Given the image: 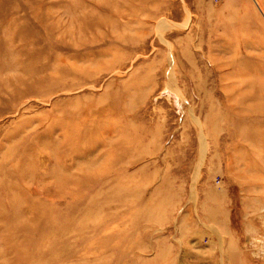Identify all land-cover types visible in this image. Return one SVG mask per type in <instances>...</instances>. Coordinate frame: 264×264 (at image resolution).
Instances as JSON below:
<instances>
[{
  "label": "rangeland",
  "instance_id": "1",
  "mask_svg": "<svg viewBox=\"0 0 264 264\" xmlns=\"http://www.w3.org/2000/svg\"><path fill=\"white\" fill-rule=\"evenodd\" d=\"M0 264H264V0H0Z\"/></svg>",
  "mask_w": 264,
  "mask_h": 264
},
{
  "label": "bare ground",
  "instance_id": "2",
  "mask_svg": "<svg viewBox=\"0 0 264 264\" xmlns=\"http://www.w3.org/2000/svg\"><path fill=\"white\" fill-rule=\"evenodd\" d=\"M6 47H7V49H9L10 48V44H9V42L7 41L6 42ZM73 67V66H72ZM73 73V72H72ZM24 77V76H23ZM21 203V202H20Z\"/></svg>",
  "mask_w": 264,
  "mask_h": 264
}]
</instances>
